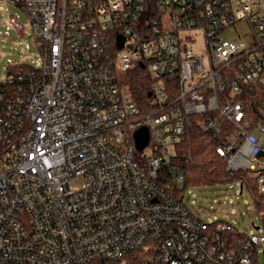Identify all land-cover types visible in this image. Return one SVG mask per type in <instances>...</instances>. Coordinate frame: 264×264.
<instances>
[{
	"label": "built area",
	"instance_id": "obj_1",
	"mask_svg": "<svg viewBox=\"0 0 264 264\" xmlns=\"http://www.w3.org/2000/svg\"><path fill=\"white\" fill-rule=\"evenodd\" d=\"M5 3L26 15L40 60H7L0 79V264H258L264 209L233 237L184 205L181 174L161 178L191 116L216 134L236 123L216 147L228 171H264V0ZM18 16L5 34L26 37ZM138 64L140 102L125 82Z\"/></svg>",
	"mask_w": 264,
	"mask_h": 264
},
{
	"label": "rangeland",
	"instance_id": "obj_2",
	"mask_svg": "<svg viewBox=\"0 0 264 264\" xmlns=\"http://www.w3.org/2000/svg\"><path fill=\"white\" fill-rule=\"evenodd\" d=\"M5 9V10H4ZM8 13H17L19 22L24 26L23 37L19 32L10 28L8 34H5L3 18ZM248 30L246 22H241L235 26V29L223 33L227 39L241 40L243 33ZM27 17L18 7L5 3L0 9V79L3 78L9 69L7 60L26 65H36L40 60L39 51L34 41L28 36ZM27 42L29 48H24ZM203 45L201 35L195 37L194 48ZM149 154V149L144 150ZM257 189L264 193V175L258 176ZM240 191L239 181L224 183L219 185H187L183 190L182 201L184 205L201 219L211 222L213 220H225L230 222L235 228L244 234L251 233L252 224L260 223L259 211L254 204V198L245 185ZM264 264V245L260 247L259 263Z\"/></svg>",
	"mask_w": 264,
	"mask_h": 264
},
{
	"label": "trees",
	"instance_id": "obj_3",
	"mask_svg": "<svg viewBox=\"0 0 264 264\" xmlns=\"http://www.w3.org/2000/svg\"><path fill=\"white\" fill-rule=\"evenodd\" d=\"M125 82L129 84L134 99L138 102L143 101L150 84L146 67L143 64L134 66L126 73ZM250 108L256 109V105L251 103ZM224 121V128L220 134H216L211 129H205L198 125L196 117H189L185 139L176 145V155L162 170L161 179L165 181L167 176V179L171 180L173 175L178 173L183 176L185 187L187 185L213 186L239 181L241 184L239 192H242V186L245 185L254 198L257 211L263 210L264 193L257 189L259 177H253L251 171L245 168L228 171L225 158L216 151L218 143L227 139L237 128L236 123ZM261 173L264 175V171ZM228 223L231 226L229 231L231 236L244 238L243 232L230 222Z\"/></svg>",
	"mask_w": 264,
	"mask_h": 264
},
{
	"label": "water",
	"instance_id": "obj_4",
	"mask_svg": "<svg viewBox=\"0 0 264 264\" xmlns=\"http://www.w3.org/2000/svg\"><path fill=\"white\" fill-rule=\"evenodd\" d=\"M122 40L119 41V46H121ZM135 144L138 149H141L145 146L148 141V129L146 126H141L134 132ZM241 191V184H240Z\"/></svg>",
	"mask_w": 264,
	"mask_h": 264
}]
</instances>
